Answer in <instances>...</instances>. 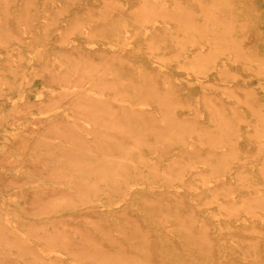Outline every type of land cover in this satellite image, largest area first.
<instances>
[{"label":"bare ground","instance_id":"bare-ground-1","mask_svg":"<svg viewBox=\"0 0 264 264\" xmlns=\"http://www.w3.org/2000/svg\"><path fill=\"white\" fill-rule=\"evenodd\" d=\"M21 1L0 0V38L4 42L12 35L18 37V28L10 26V23L16 17L12 8L18 7ZM28 1V12H21V19H38L40 22L46 19V24L53 28L48 27L44 33L60 41L58 50L54 49L57 52L51 55L46 65L45 75L61 83V89L37 92L35 105L47 109L29 118L34 125L24 126V132L34 131L28 137L31 144L39 148L32 150L28 147L26 152H19L16 161H23L25 166L43 173L52 182L48 186L27 185L23 182L28 177L27 173L7 179L4 178L8 176L6 171L0 172V188L3 191L14 189L13 195L17 193L34 202L30 208L44 217L38 219L37 216L32 220L23 216L22 224L20 220L18 225L12 222L10 213L14 211L9 205L7 215L0 211V244H4L0 249V264H25L27 259L30 260L28 264H75L61 253L62 247L96 264H264V145L258 148L257 154L261 155L257 161L259 166L247 168L242 161L245 157L239 146L240 134L235 137L236 129L228 125L240 115L238 108H224L214 97L212 103L217 106V123L184 124L191 114L177 111L178 107L172 109L171 103L177 101L178 105L192 106L199 100L184 99L182 84L175 82L163 65L148 70L137 65L170 55L168 49L178 42L182 51L173 49L175 53L172 55L178 60L183 59L201 38L215 52L221 53L233 47L242 59L249 53L260 57L264 51V34L257 40L255 36L253 43L239 37L262 31L264 12H249L243 18L239 13L219 12L207 7L208 3L217 0H207V6L195 3L196 0H130L133 8L128 0ZM66 2L72 5L66 8ZM78 7L86 8L91 17L84 16ZM98 7L105 8L100 16L95 12ZM53 13L56 16L52 17ZM160 13L167 14L170 22L179 26L176 35L168 32L170 26L167 22H153ZM254 17L259 20L254 21ZM3 24L7 27L2 30L5 31L4 38L1 32ZM99 27L102 28L100 32ZM198 27H204L202 33H192ZM213 27L218 32L225 27L224 35L207 37L214 34L210 33ZM139 31L144 32L139 35L146 39L143 42L147 48L151 47L153 54L147 58L140 56L137 60L136 56L130 57L133 48L129 34ZM161 33H165V37ZM182 34L188 35L187 39H182ZM112 36L116 37L115 42L107 39ZM81 37L87 45L79 43ZM113 44L119 47L115 50ZM196 54L202 56L204 52L196 51ZM261 57H255L251 64L259 67L260 71L264 70V56ZM207 65L198 60L193 62L195 69ZM50 66L53 69H48ZM210 66L223 72L217 61ZM162 74L165 78L161 77ZM200 82L207 83L205 79H200ZM248 95V91L237 93L243 98ZM143 97L147 102L138 101ZM252 100L249 112L263 117L260 121L263 127L259 130L254 127L253 134L260 139L264 137V104L257 94H253ZM60 101H67L68 108L56 109ZM151 103L168 115L167 127L151 123L153 117L147 105ZM17 105L22 106V102ZM72 111L80 115V120ZM92 124H95L93 131ZM87 126L89 131L82 132ZM59 129L76 136L74 139L68 137V142L61 144L41 139L38 142L40 137L45 138ZM168 129L171 133L166 134ZM192 131L197 134L190 135ZM91 132L93 136H89ZM18 137L19 143L13 152L23 146L20 144L23 137ZM87 143L91 145L87 146ZM198 143L203 144L202 148L194 149L192 145ZM169 144L173 146L168 150L170 157H159L160 148ZM73 146H76L77 153L74 150L75 155L69 159L67 155L71 154ZM194 157L198 159L193 160ZM0 160L8 165L13 158L3 153ZM257 170L260 176L250 174ZM155 181L159 183L155 184ZM190 194L198 196L199 203L208 204L206 208L210 211L202 213L196 208L199 204L191 200ZM106 199L112 206L102 209L100 206ZM63 206L78 208L88 222H93L92 215H100V218L92 226L87 223L80 227L76 214H63L67 216L57 218L50 216ZM217 208L221 211L219 214L214 213ZM114 212L118 213L117 228L107 222L111 219L108 214ZM47 224L49 229L44 230ZM22 225L28 228V233L23 231ZM93 230L107 233L108 237L95 241L92 239ZM12 235L14 237H10ZM16 247L19 248L18 254L14 256L11 250Z\"/></svg>","mask_w":264,"mask_h":264},{"label":"rangeland","instance_id":"rangeland-1","mask_svg":"<svg viewBox=\"0 0 264 264\" xmlns=\"http://www.w3.org/2000/svg\"><path fill=\"white\" fill-rule=\"evenodd\" d=\"M27 2L29 3L28 0H22L21 4L18 7L12 8L15 11L16 17H14V19L10 23L11 25L10 24L9 25L15 26L18 28V32H17L18 34H16V35H18V37H15L12 35L10 39H7V42H4V40H2L0 38V54H1L0 55V148H1L0 154H3V153L7 154L8 153V155H10L13 158V161L8 165L3 163L4 161L0 160V172L2 173L5 170L6 173L8 174V176H6L4 178H7V179L12 177L15 174L17 176H25L27 173L28 177H25L26 180H23V182H26L27 185H40V186L45 185V186H48L51 184L52 179H49L48 176L44 175L41 172H39V173L35 172V170H33L30 166H25L23 161H21V160L16 161L17 159H19L18 157H16L17 154H20L19 152H26V150H28V147L32 150L37 147L36 144H34V145L31 144V139L28 137V135L33 134L34 131L31 130L28 133L24 132V126L30 127V126L34 125L33 122L30 121V119L37 116L38 113L42 109L43 110L47 109L45 107H40V106L35 105L34 100L38 96L37 92L39 90H44L45 92H47V91H50L53 89H55V90L61 89V83L54 81V80H50L45 75L46 74L45 69L47 68L46 65H48V63L50 62V60L52 58L51 55L54 52H57L60 41L58 42L57 40L49 38L44 33V32H46V29L48 27L53 28L52 25L51 26L48 25L49 23L46 24V19L43 18L41 22L38 19L37 20L33 19L32 21L21 19V17H20L21 12H24V10H25V13L28 12V11H26ZM129 2H130V0H128V3ZM194 2L201 4V5L203 4L204 6H207L206 3L208 1L207 0H196ZM59 3H62V0H59ZM66 3H65L66 8H69V6L72 5V3H69V4H68V2H66ZM208 4H209V6H207V7L215 8V11L225 12V11L229 10V12L239 13L240 17L243 16V18L246 17L247 13H249V12H255L254 14H256V12L258 10L264 12V0H258V1H254V2L248 1V0L243 1V2L233 1V2H229V3L225 2V1L223 2L221 0H217V1H213L212 3H208ZM129 5L131 8L134 7V5H131L130 3H129ZM79 9H80V11L83 12L84 16L91 17V16H89V12L86 10V8H83V10H82L81 8L78 7V10ZM104 9L101 7H98V9H97L98 11H95L97 16H100L101 12L104 11ZM33 12H37V10H34ZM51 16L52 17L56 16V13H53ZM200 16H205V14H201ZM170 20L171 19L167 14H161L160 13V14L156 15L153 22L157 23V24H163V23L167 22L168 25L170 26L168 28V32L176 35V33L178 32L179 26H176L174 22H170ZM258 20H259L258 17H254V21H258ZM44 22H45V24H44ZM222 24L225 25V22H223ZM0 25H2V24L0 23ZM9 25H8V27H9ZM19 26L21 28H19ZM3 27H4V24H3L2 29H1L2 38L5 37L4 36L5 31H2V30L7 29V27H4L5 29H3ZM99 29H101V30H99ZM99 29H98L99 30L98 32L102 31L101 27H99ZM34 30L38 31V33H34L33 32ZM96 30L97 29H95V31ZM203 30H204V27H198L192 33L196 32L199 34V33H202ZM225 30H226L225 27H223L221 29V32H218L217 28L213 27L212 30L210 29V33H214V34L209 35L207 37L213 38V37L218 36V35L219 36L224 35ZM53 33H54V30H52V34ZM123 33H125V30L123 31ZM140 33L144 34L143 31H139V33H137L138 35L136 33L129 34L130 46L133 48V51H135V52L132 51L130 53V57L136 56L137 60H139L140 56L147 58L149 55L153 54V52L151 53V50H152L151 47L147 48L148 45H146V43L143 42L146 39H143V37L139 35ZM263 34H264V25H263L262 31L252 33L249 35L245 34L246 36L241 35L239 37V39L245 38L249 42H252V41L254 42L255 36H256V40H257L258 37L262 36ZM160 35H163V34L161 33ZM164 35H165V33H164ZM0 37H1V35H0ZM34 37H35V39L33 40ZM112 37L113 38L108 37L107 39L108 40L111 39L112 42H115L116 37L115 36H112ZM180 37H182V39H187L188 35L182 34ZM53 38H55V37H53ZM31 40H33V41H31ZM75 42L78 43V41H75ZM79 43L87 45V42H85V39L83 37H81L79 39ZM29 44H30V46H29ZM142 45H143V48H142L143 50H141ZM113 46H114L113 48H115V50H116V48L119 47L117 44H113ZM209 46H211V45H209L208 42L204 38H201L200 41L196 42L193 45V51L191 53L183 56V59L178 60V58H174V55H172L175 52L182 51V47L178 42L177 44L173 45V47L171 46L172 48L168 49V54H170V55H168V56L166 55V56L160 57V58L155 57V58H152V60L150 59L149 62L138 63L137 65L139 66V68H143V70H148L149 68H152L156 65H163L164 66L163 68L166 69L167 73H170L169 75L171 76V78L175 82H180L182 84L181 85L182 86L181 93H182V96L184 99H191L192 101H196V100L198 101L199 100V103L197 105H192V106L189 104L186 106H183V105L181 106V105H178L179 102H177V101H174L171 103L170 107L171 108L173 107L172 109L178 107L177 111L181 110L184 113L189 112V114H191L188 116L187 121L183 122L184 124H193V123H202V122H204L206 124L217 123V116L215 115V111L217 109V106L214 103H212V98H214V97L215 98L217 97L218 101L220 100L219 102H220L221 106L224 108H228L230 110L238 108L240 115H238L236 118H234L235 122H233V123L231 122L228 125H230L231 127L236 129L237 134L235 135V137L238 136V133L240 134L239 146H240L242 155L245 157V160H242V161H244L246 163V167L247 168L257 167V166H259L257 161H259L260 156H261V155L257 154L258 148L260 147V145H264V137L258 139L253 134H254V127H256V130H259L260 128L263 127L262 124H260V121L262 120L263 117L261 115L255 116L253 113H251L249 111L252 109L250 104L253 103V100H252L253 94H257V96H259V98L261 99L260 102L262 104H264V70L260 71L259 67H256V65L252 66L251 64L254 61L255 57L258 59L262 58L261 56H264V51H262V54L260 57L251 56L249 53V55L243 57V59H242L237 54L238 50L234 49L233 47L226 49V51L220 53V51L215 52V50H210ZM42 47H44V48H42ZM45 47H46V49H45ZM55 48L57 50L54 51ZM173 49L175 50V52H172ZM147 50H149V51H147ZM201 50L204 52V54L202 56L197 55L196 51H201ZM262 50H264V47H262ZM137 53H139V54H137ZM137 60H134V62L136 63ZM197 60L201 61L203 63H207L209 65H207L204 68H199V69H198V67H196V69H195V67H193V62H195ZM214 61H217L219 63V65L221 66L222 71H223L222 73L218 72L216 68H213L210 66V64ZM255 62H257V61H255ZM225 68H228L229 71H227V72L224 71ZM48 69H53V68H52V66H50ZM34 74H36V77ZM32 75H34V76H32ZM41 75H43V76H41ZM161 77L165 78V75L162 74ZM22 78L24 80H22ZM200 79L201 80L205 79L207 81V83L204 84V83L200 82ZM10 80H12V82ZM29 82H30V84H29ZM8 83H10V84H8ZM8 85L10 87H7ZM90 85H92V84L90 83ZM241 91H248L249 95L246 98L238 97L237 93H239ZM19 94H21V95H19ZM117 94L119 95V93H117ZM145 95H147V94H145ZM149 96H151V95H149ZM149 96H146V98ZM21 97L22 98L24 97L23 101H22ZM144 97L139 98L138 101L147 102V100L144 99ZM21 102H22L23 108H26V109H23L21 105L15 106L16 103H21ZM137 103H140V102H137ZM57 104H60V106H57L56 109L58 108V109L62 110L64 108H68V102L67 101H60L59 103L57 102ZM56 105H54V106H56ZM147 105H148V108L151 109L150 115L153 117V121L151 123L152 124L157 123V125H164V126L167 125L168 115L165 113V111L159 109L160 107H158L157 105H154L153 103H151L150 105L149 104H147ZM190 106H191V108H189ZM28 107H29V109H28ZM72 112L74 113L73 115H77V114H75L74 111H72ZM81 115H84V114L82 113ZM77 116H78L77 119L80 120V118H79L80 115L78 114ZM9 117H10V119H9ZM12 119H13V121H12ZM41 126H42V124H41ZM91 126H92L91 131H93V127L95 126V124H92ZM165 127H167V126H165ZM89 129H90V127L87 126L85 128V130L82 129L81 131L82 132H88ZM10 131H13V132H10ZM56 131L55 132L52 131V133L47 135L45 138L40 137L38 139V142L41 139L44 142L55 141L56 143L61 144L64 142L65 143L68 142V137H70L71 139H74L76 136L75 133L69 134L65 130L61 131L59 129ZM58 131H60V133ZM170 131L171 130L168 129V131L166 130L165 133L166 134L171 133ZM14 133H16V137H18V136H19L18 138L23 137L22 139H24L20 143V144H23V146L20 145V147L18 148L19 151L14 150L15 153L13 152V149H15V146L19 142L17 141V138L15 137ZM191 134L196 135L197 133H195V131H192L190 133V135ZM89 136H93V132L89 133ZM4 141L7 143H5ZM76 142H78V141H76ZM86 145L90 146L91 143H87ZM202 145L203 144L200 145V143H198V144H193L192 147L194 149H200V148H202ZM74 147L76 148V146H73V149H72V147L70 149L71 154L67 155V157H70L69 159H71V157H73V155H75L77 148L75 149ZM172 147L173 146L171 144H169L167 146H163L162 148H160V150H159L160 154L158 156L161 158L162 157H168L170 155L168 153V150L171 149ZM37 148H39V147H37ZM7 149H8V151H7ZM9 149H11V151ZM74 150H75V152H74ZM197 159L198 158L194 157L193 160H197ZM22 164H23V166H22ZM23 167H24V170H23ZM25 169L26 170L28 169V171L26 172ZM78 173H80V171H78ZM250 174L251 175L257 174L260 176V171L259 170L254 171V172L251 171ZM37 176H38V178H37ZM45 178H47V179H45ZM27 180H28V182H27ZM154 183L157 184L159 182L155 181ZM64 184H66V183L64 182ZM148 184H150L151 186H154V184H152V183H148ZM185 186H187V185H185ZM183 189H186V188L183 187ZM6 190L3 191L2 188H0V202L2 203V204L0 203L1 204L0 205V211L3 215H7L6 211L8 210V208L10 206V208H12L11 211L12 212L14 211L13 213H10L11 218L13 220L12 221L13 224L19 225L20 220H21V224H22L21 218H23V216L26 218H32V220H35L37 216L39 217L38 219H40V217L44 218L42 215L41 216L37 215L30 208L29 205L34 204V202H31V201L29 202L24 196H22L20 194L16 193L13 195V193H15L14 189L7 190V191ZM187 197H189V196H187ZM190 197H191V200H194L193 202L196 205L199 204V206H197L196 208H199L200 210H202V213H206V212L210 211V209L207 210V208H206L209 206L208 204H205L203 202L199 203L200 199L198 198V196L192 197V194H190ZM109 202L110 201H108L106 199V201H104V204H102L100 207L102 209L103 208L104 209L109 208L110 206H112V204ZM135 206L139 207V205H137V204ZM63 207L64 208H62L59 211H53L52 212L53 214H51L50 216H52V218H54V216H56V218H57V217H66L67 215H70L72 213L76 214V216H77L76 221L79 222L80 227H85L86 225H88L87 223H89L92 226L93 222H96L98 217L100 218V215H97V216L92 215L91 218H93V222H88V220H86V218H84L82 213H80V210L78 208H73L71 206H63ZM26 208L29 209V210H27L29 212L26 211ZM15 212L16 213L19 212V214L17 213L18 215H16ZM220 212H221L220 209H218V208L214 209L215 214H219ZM223 213L224 212H222V214ZM63 214H67V215H63ZM147 214L145 216H147ZM19 215H20V217H18ZM117 215H118L117 212H114L113 214L112 213L108 214L107 217L111 218L107 221V222H109V226L114 225L115 228H117L116 226L119 223V219L116 218ZM219 216H223V215H219ZM79 217H82V218L79 219ZM144 219H146V217H144ZM23 227H24L23 231L28 233L29 232L28 228L25 226H23ZM59 227L62 228L61 226H59ZM45 229H49L48 224L45 226L44 230ZM56 231H60V229H56ZM114 231L116 233H119L118 230H114ZM1 232H2V229L0 228V234H1ZM92 232H93L92 239H94L95 241H100V240L108 237V234L104 233V232H100V231L95 232L94 230ZM103 233H104V235H106V237L103 235ZM10 237H14V235H12ZM3 246H4V244H0V249H2ZM56 247H58V246H56ZM18 249H19L18 247L13 248L11 250V252L13 253L12 255L16 256L18 254ZM60 249H62L61 253H63L65 256L69 257L70 259H72L71 260L72 263L76 262L75 264H79V263L80 264H96V262L89 261L83 256L77 255L75 253H71L72 251H70L69 249H66V248L63 249V247ZM9 255H11V254H9ZM29 262H30L29 259L24 261L25 264H28Z\"/></svg>","mask_w":264,"mask_h":264}]
</instances>
